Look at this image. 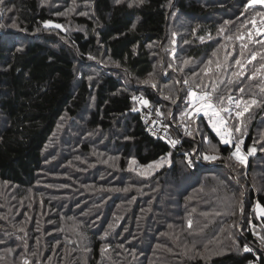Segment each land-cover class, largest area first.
Returning a JSON list of instances; mask_svg holds the SVG:
<instances>
[{"label":"trees","instance_id":"1","mask_svg":"<svg viewBox=\"0 0 264 264\" xmlns=\"http://www.w3.org/2000/svg\"><path fill=\"white\" fill-rule=\"evenodd\" d=\"M68 2L77 5L72 12L48 0L2 2L0 264H264V228L250 213L264 206V191L253 188L256 163L264 173L257 146L264 144L257 142L264 70L248 78L264 58L247 63L252 52L264 54L256 42L264 36L249 23L264 7L245 12L247 0ZM169 4L179 13L176 29ZM237 58L245 64L240 77L233 75ZM191 90L224 97L231 110L224 114L241 128L246 166L230 159L232 138L221 143L202 113L185 134L178 118ZM135 93L182 131L179 146L148 135L133 110ZM228 96L258 103L237 120ZM211 147L218 160L188 166L186 153L212 154ZM162 158L161 167L147 168Z\"/></svg>","mask_w":264,"mask_h":264},{"label":"snow or ice","instance_id":"2","mask_svg":"<svg viewBox=\"0 0 264 264\" xmlns=\"http://www.w3.org/2000/svg\"><path fill=\"white\" fill-rule=\"evenodd\" d=\"M0 2H2V0H0ZM116 2L120 3L121 0H116ZM143 2L144 0H132V2L129 3V7H132L134 4L136 6H139ZM257 5H259L260 7H264V0H247V3L243 5V8H244V11L247 12L250 8H255ZM257 16L260 17V25H261L260 27H257V21H256ZM228 23H230V21L226 20L225 24H228ZM249 23L253 25L256 36H264V12L257 11L255 15L251 18ZM13 27H15V25H13ZM45 27L46 28L49 27V24L46 23ZM51 27L61 28V25L55 24V25H51ZM133 27H135V25H133ZM221 31H223V29H221ZM229 39H232V37H229ZM236 39L244 40L245 37L237 36ZM246 39L248 43H251L255 39V36L253 35L252 31L248 32ZM256 42L259 43L262 48H264V39L258 40ZM248 43H242L241 48L246 49L248 47ZM241 55L243 56V52L241 53ZM257 56H262V58H264V54L252 52L250 55V58L247 59V63H252V61L256 60ZM185 63L187 64L188 61H185ZM211 63L212 61L209 60L208 65H211ZM235 65L239 69V71L234 72L233 75L240 77L245 72V64L241 59L237 58L235 59ZM217 67H220L219 63H217ZM262 70H264V64H261L260 68L254 71L251 74V76H249L248 78L255 79L257 73ZM202 71L204 72L205 75H207L211 71V69L208 66H205V68L202 69ZM193 75L194 76L198 75V73H193ZM229 82L231 83V81ZM145 83H147V81H145ZM184 83L187 84L188 81L185 80ZM215 90H216V85L214 83L213 92H215ZM239 92L243 93L244 89L240 88ZM261 92H264V87L261 88ZM187 95H188V100L186 102V109L182 113V118L187 117L189 120H191L194 123L195 117L202 113L204 117L208 118V123L210 127H212V129L216 132L217 136H219L220 142L225 145H229L231 143V133L228 129L227 121L225 117L221 115V113H231V110L223 106L224 97L220 96L214 99L212 92H208V91H203L202 94H197L195 91H189ZM133 99L135 100L137 98L134 97ZM227 99L230 103H233L235 105V108L237 109L235 111V117L237 120H240V118L243 117L245 113H247L252 106L258 103L256 99H251V100H245L243 98L234 99L232 96H228ZM139 102L144 107H147L149 103L147 100L143 99V97L139 98ZM133 110L135 111L136 109H133ZM156 115L157 116L161 115L159 110L156 111ZM184 130H185L186 135H191V132L186 126ZM234 131L241 132L240 126L239 125L236 126ZM165 132H167L166 127H165ZM161 138L164 139L166 137H161ZM168 142L170 143L172 147H175L179 143L178 140H173V139H168ZM205 143H208L207 138H205ZM242 143L243 141H239L234 145L235 150L231 152L230 159H235V161L239 165L246 166L247 157L241 152ZM195 151L196 150H193V154H195ZM253 152H255V149L253 148L248 149V155H251ZM211 153L212 154H199L196 156V159L189 158V154L186 153L185 159L188 163V166L191 168L195 166V164L199 161L200 158H202L203 161L205 162H215L216 160L219 159V155L217 154V150L215 147H211ZM164 162L165 161L162 158L160 161H157L154 164H149L147 168L149 169L157 168L158 169L159 167L163 165ZM135 163L136 161L132 160L130 162V168H131V165ZM255 211L258 217H264V206L257 204L255 207ZM191 224L192 222L189 221L188 222L189 228L191 227ZM243 251L248 252L250 251V249L248 247H245ZM25 264H27V262H25Z\"/></svg>","mask_w":264,"mask_h":264},{"label":"rangeland","instance_id":"3","mask_svg":"<svg viewBox=\"0 0 264 264\" xmlns=\"http://www.w3.org/2000/svg\"><path fill=\"white\" fill-rule=\"evenodd\" d=\"M48 1H50V4L52 5V6H55V5H59V8L58 9H60V8H67V9H69V11L70 12H72L73 10V8L74 7H77V5H75L74 3H71V2H68L67 0H48ZM130 3L132 2V0H128ZM2 2H3V0H2ZM2 2H0V13L2 14L3 12L2 11H5V10H2V9H4V8H2ZM4 2H6V0H4ZM77 4V3H76ZM172 4H169V8H170V10H172L171 11V13H172V20L174 21L173 22V27L176 29V18L177 17H179L178 16V12L176 11V10H174L173 8H172V6H171ZM180 22L181 23H183L185 20H186V17H185V15H182V17H180ZM11 25V24H10ZM0 27H2L4 30L6 29V27L4 28L1 24H0ZM5 31H7V30H5ZM175 34H176V32H175ZM177 34L179 35V33L177 32ZM183 45H184V42L182 43V42H179L178 41V48H179V50L178 51H181V49H182V47H183ZM91 67H87V69H90ZM90 73H92V72H90ZM192 91V90H191ZM197 94H202V93H199V92H197V91H195ZM185 109H186V107L183 109V111H181L180 112V114H179V123L182 125V124H184V126H186L187 128H189V123L191 122V120H189L187 117H184V118H182V113L185 111ZM221 115L222 116H224L225 117V119H226V121H227V126H228V129H229V131L231 132V138H232V141H233V145H235L237 142H239L238 141V132H236V131H234V126L231 124V119L227 116V115H225L224 113H221ZM198 116V115H197ZM196 119V118H195ZM207 120H208V118H206ZM182 127V126H181ZM212 128V127H211ZM213 130V129H212ZM213 132L216 134V132L213 130ZM217 135V134H216ZM218 140L220 141V138H219V136H218ZM204 141H205V138H204ZM258 141H261V142H263L264 143V128H262V130L260 131V130H258V134H257V142ZM232 143V142H231ZM262 144V143H261ZM225 145V144H224ZM264 144H262V146L260 145V144H257V146H258V149L260 150V151H263V149H264V146H263ZM199 146H201L202 147V145H199ZM200 161V160H199ZM261 169H262V166L260 165V164H257L256 163V166H255V172H254V177H255V179H256V182H254L255 184H254V186H253V188H254V190L255 191H264V183H263V181H264V173L261 171ZM142 172H144L143 170H141ZM263 178V180H261ZM255 207L256 206H253L252 208H250V213H252L251 214V216L253 217V215L255 216V217H257V219H259V224H261L260 226L262 227L263 226V228H264V217H258L257 216V214H256V211H255ZM264 238V237H263ZM262 239V237H260V243H261V246H263L264 247V242H262L263 241V239Z\"/></svg>","mask_w":264,"mask_h":264},{"label":"built area","instance_id":"4","mask_svg":"<svg viewBox=\"0 0 264 264\" xmlns=\"http://www.w3.org/2000/svg\"><path fill=\"white\" fill-rule=\"evenodd\" d=\"M134 97L137 98L135 100L133 99L136 102V111L140 115V118L144 123L145 130L148 133V135L152 138L161 139V140L165 141L169 146H171V145L168 142V139L178 140L179 143L176 146H179V144L183 138V135H184L182 133V131L180 129H178V127H175L174 124L167 125L164 122L162 113L159 110V108L153 107L152 104L148 101V99L145 98L143 95H141L140 93H135L134 95H132V98H134ZM141 97H143V99H145L149 102L147 107H144L139 102V98H141ZM157 110L160 111V113H161L160 116L156 115ZM165 127L167 128V132H165ZM182 127H183V129H185L184 124H182ZM161 137H166V138L162 139ZM191 159H196V157H193ZM191 168H193V167H191ZM249 264H259V263H255L253 261H250Z\"/></svg>","mask_w":264,"mask_h":264},{"label":"water","instance_id":"5","mask_svg":"<svg viewBox=\"0 0 264 264\" xmlns=\"http://www.w3.org/2000/svg\"><path fill=\"white\" fill-rule=\"evenodd\" d=\"M249 148H253V149H255V152H253L251 155L255 156V155L258 154V150H257L256 146L251 145V146H249ZM249 148H248V149H249Z\"/></svg>","mask_w":264,"mask_h":264}]
</instances>
